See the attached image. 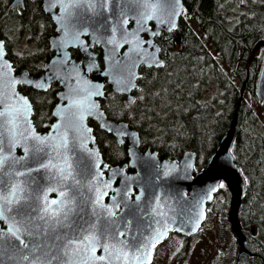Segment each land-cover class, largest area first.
Returning a JSON list of instances; mask_svg holds the SVG:
<instances>
[{
	"label": "water",
	"instance_id": "water-1",
	"mask_svg": "<svg viewBox=\"0 0 264 264\" xmlns=\"http://www.w3.org/2000/svg\"><path fill=\"white\" fill-rule=\"evenodd\" d=\"M41 2L56 30V35L49 39L53 56L44 64V73L33 75L27 70L16 73L0 39L5 53L0 58V112H8L14 118L15 110L22 106L23 100L28 105L27 111L15 120L11 132L6 121L0 119L3 125L0 126V157L8 158L0 174V193L6 196L13 185H21L25 201L32 206L33 217L40 215L45 194L50 202L60 199L62 191L69 193L74 212L63 226L53 225L50 239L45 241L53 251L60 244L58 237L70 235V229L80 225L86 228L85 222L89 219L96 222L93 212L100 211L95 203L97 194L106 193L100 203L116 212L113 217H105L111 223L115 239L104 240L103 243L114 245L130 256L135 255L143 252L144 243L150 244L157 232L166 226L167 235L154 248L147 249L150 256H145L144 264H151L155 248L170 233L190 237L201 229L207 219L208 204L223 183L229 191L226 218L237 239L238 252H246L245 237L238 220L246 181L232 155L237 113L207 165L197 171L195 152L186 151L179 159H161L157 151L141 150L138 131L125 121L109 118L101 106L106 86L132 102L141 77L140 68L164 65L156 38L163 30H176L184 8L183 1L53 0L55 7H50V0ZM146 4L149 6L146 7ZM23 7L24 0H12L9 5L11 10ZM147 16L153 18L147 19ZM112 40L115 43H109ZM95 47L101 51L102 65L97 60ZM136 47L139 51H134ZM260 48L263 49V58L256 94L263 101L264 39L257 42L254 50ZM75 49L83 53L82 60L72 57L71 50ZM5 62L7 67L3 66ZM12 80L20 82L12 85ZM54 83L61 88L52 109L54 121L41 132L33 122L31 101L20 91V87L45 92ZM243 92L244 87L241 95ZM81 116L83 119H80ZM89 121L112 135L118 145L127 143L126 163L109 166L104 161ZM65 135L68 148L63 155L72 165L73 179L61 182L52 169L40 168L37 160L45 164L50 160L60 163L58 158H54L51 145ZM34 137H40L45 143L40 144ZM128 167L133 172L128 173ZM214 187L216 191L211 190ZM50 188L55 191H49ZM6 207L15 209L18 205L14 203ZM5 215L7 218L0 219V232H7L12 225L21 227V217L14 211ZM21 239L27 243L29 238L21 234ZM11 243H0V264H29L21 260L22 255H29L28 251L22 245L19 249L12 247ZM133 243H136L135 248ZM58 251L63 253L64 250L59 248ZM89 255L99 257L107 254L97 247L95 253ZM72 258L79 260L80 256ZM109 259L112 264H117L114 258ZM95 264H109V261H96Z\"/></svg>",
	"mask_w": 264,
	"mask_h": 264
},
{
	"label": "trees",
	"instance_id": "trees-1",
	"mask_svg": "<svg viewBox=\"0 0 264 264\" xmlns=\"http://www.w3.org/2000/svg\"><path fill=\"white\" fill-rule=\"evenodd\" d=\"M182 1L184 8L176 30H163L156 38L164 65L140 68L132 102L106 86L101 106L109 118L125 121L138 131L141 150L157 151L161 159H179L186 151L195 152L197 171L207 165L236 112L232 155L246 181L238 220L245 237L244 249L249 253L240 256L236 264H242L244 257L245 264H264V100L256 94L263 49L254 50L264 38V0ZM11 2L0 0V39L6 57L16 73L27 70L40 75L53 56L49 39L56 35L55 25L41 0H24V7L18 10L9 9ZM94 51L101 64V51L97 47ZM71 53L82 60L79 50ZM222 60L231 68L232 77L223 69ZM212 82L221 89V96L217 91L216 97L202 101L204 89ZM60 89L57 83L45 92L20 87L31 101L33 122L41 132L54 121L52 109ZM89 123L104 161L108 165L124 163L127 143L118 145L112 135L93 121ZM228 198L226 187L220 188L209 204V211L218 214L224 241L231 233L226 218ZM217 200L220 205L215 204ZM182 258L180 250L171 264Z\"/></svg>",
	"mask_w": 264,
	"mask_h": 264
},
{
	"label": "snow or ice",
	"instance_id": "snow-or-ice-1",
	"mask_svg": "<svg viewBox=\"0 0 264 264\" xmlns=\"http://www.w3.org/2000/svg\"><path fill=\"white\" fill-rule=\"evenodd\" d=\"M148 7L149 5H145ZM50 7H55L53 0H50ZM152 16H147V19H152ZM130 42V41H129ZM109 43H115L114 40L109 41ZM139 41L137 42V45ZM134 51H139V47L134 48ZM3 47L0 46V58L4 56ZM7 67V64L3 65ZM20 81L12 80L11 84L14 85ZM42 85H37L41 87ZM2 95V93H0ZM28 105L27 101L23 100V104L20 108L15 110V117H11L8 112H0V119L6 121L8 125V130L11 132L13 126L15 125V120L19 119L20 116L27 111ZM80 119H83L81 116ZM0 126H3L0 124ZM35 140L39 141L40 144H44L45 141L41 140L40 137H34ZM52 152L55 154L54 158H58L60 163H53L51 160L49 163L45 164L37 160V163H40V168L43 169H52L56 175L57 179L61 182H68L73 179L72 174V165L68 162L67 157L63 155V152L68 148V139L67 136H63L59 139L58 143H53L51 145ZM37 151H44V149H36ZM7 157H0V174H2V168L5 164ZM39 171V169H36ZM18 175H25L24 173H18ZM78 183V181L76 182ZM70 187H75V185H69ZM225 185L221 183L219 188H224ZM216 191L214 187L211 189ZM49 191H55V189H49ZM24 189L21 185H13L11 191L8 195H2L0 193V219L7 218L5 213L14 211L18 216L21 217L19 223L21 227H16L12 225L9 227L7 232H0V243L5 241L12 242L11 246L17 249L20 246H23V249H26L29 255H22V261H28L29 264H95L96 261L108 260L109 264H112V260L109 257L115 259L117 264H120L121 261L124 264H144L145 256H150V253L147 252L149 247L154 248L156 243H159L164 236L167 235L166 226L162 231H158L157 234L152 238V242L144 243L143 252H138L135 255H129L128 252H124L122 249H116L114 245H109L103 243L104 240L115 239V232L111 227V223L105 219V217H113L116 215V212L113 211L111 207H105L100 203L102 196L106 193H98L96 198V204L99 205L100 211L97 212L94 210L93 215L96 218V222H93L91 219L86 221L87 227L83 225L70 229V235H64L58 237L60 244L58 249L62 248L64 251L60 253L58 249L53 251L46 243V240L50 239V233L52 232L53 225L63 226L66 221L69 220L70 216L74 212V203L72 198L69 196V193L60 192L58 200L48 201L47 194H45L44 205L39 209L40 215L33 217L32 206L27 201H25L22 193ZM139 197H137L138 199ZM38 200V197H37ZM18 205L17 208L12 209L6 207V205L12 204ZM119 208V205H116ZM23 229V232L21 231ZM81 233H85L81 235ZM21 234L27 236L28 242L26 243L21 239ZM120 235H123L121 233ZM18 241L19 243H14ZM31 245V247H30ZM97 247L103 249L107 254L102 256L89 255V253H95ZM132 247H136V243H133ZM73 256H80L79 260H74Z\"/></svg>",
	"mask_w": 264,
	"mask_h": 264
},
{
	"label": "rangeland",
	"instance_id": "rangeland-1",
	"mask_svg": "<svg viewBox=\"0 0 264 264\" xmlns=\"http://www.w3.org/2000/svg\"><path fill=\"white\" fill-rule=\"evenodd\" d=\"M247 3L248 0H241ZM256 0H251L249 3H255ZM203 41L207 43L206 37L200 33ZM208 48L219 58L218 52L212 47L210 43ZM220 59V58H219ZM226 73L232 77V71L225 60L221 63ZM208 85L202 95L201 100H209L218 94L221 96V89L214 83ZM205 99V100H204ZM216 197V196H215ZM214 197V199H215ZM219 198V197H218ZM213 199V200H214ZM229 201V198H228ZM212 203V202H210ZM209 203V204H210ZM221 202L217 200L215 204L220 205ZM208 204V217L201 229L190 237H183L177 233H171L164 242L160 243L155 250V258L151 264H171L173 256L177 255L180 250H183V258L179 259L174 264H236L237 259L233 258L235 254L236 243L233 239L232 233H228L226 240L220 237V228L217 212L213 213ZM214 206V205H213ZM213 208V207H212ZM209 219V220H208ZM233 258V259H232Z\"/></svg>",
	"mask_w": 264,
	"mask_h": 264
},
{
	"label": "flooded vegetation",
	"instance_id": "flooded-vegetation-1",
	"mask_svg": "<svg viewBox=\"0 0 264 264\" xmlns=\"http://www.w3.org/2000/svg\"><path fill=\"white\" fill-rule=\"evenodd\" d=\"M264 39V38H263ZM127 146V145H126ZM128 161V157H126V161L124 162V163H126ZM124 163H122V164H124ZM122 164H120V165H122ZM119 165V164H118ZM109 166H112V165H109ZM127 172L128 173H131V172H133V169H131V168H127ZM164 242V241H163ZM159 245V244H158ZM157 245V246H158ZM157 248V247H156ZM156 248H155V250H156ZM249 253L246 251V252H243V253H239L238 252V248L236 249L235 248V254L233 255V258L235 257V259H237V261H239V257L240 256H242V255H248ZM154 258H155V251H154ZM232 258V259H233ZM246 261H247V259H245V257L244 258H242V260H241V263L242 264H245L246 263Z\"/></svg>",
	"mask_w": 264,
	"mask_h": 264
}]
</instances>
